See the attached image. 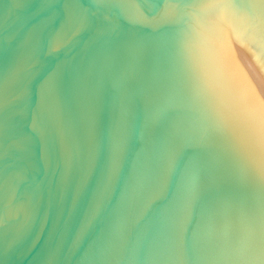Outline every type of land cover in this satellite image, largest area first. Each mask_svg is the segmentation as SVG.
Here are the masks:
<instances>
[{
	"label": "water",
	"instance_id": "water-1",
	"mask_svg": "<svg viewBox=\"0 0 264 264\" xmlns=\"http://www.w3.org/2000/svg\"><path fill=\"white\" fill-rule=\"evenodd\" d=\"M103 11L94 0H0V100L20 96L0 107V264H82L168 168L181 132L158 115L150 59L112 57L97 37ZM170 163L173 189L191 170L206 198H235L208 154Z\"/></svg>",
	"mask_w": 264,
	"mask_h": 264
},
{
	"label": "clouds",
	"instance_id": "clouds-1",
	"mask_svg": "<svg viewBox=\"0 0 264 264\" xmlns=\"http://www.w3.org/2000/svg\"><path fill=\"white\" fill-rule=\"evenodd\" d=\"M94 5L104 9L97 37L110 45V56L150 59L164 101L158 115L181 136L166 146L168 168L156 191L130 203L109 241L90 249L82 264H264V0ZM82 30L50 43L48 54ZM18 99L4 98L0 107ZM188 149L229 171L232 201L206 198L191 170L171 187L170 162Z\"/></svg>",
	"mask_w": 264,
	"mask_h": 264
}]
</instances>
